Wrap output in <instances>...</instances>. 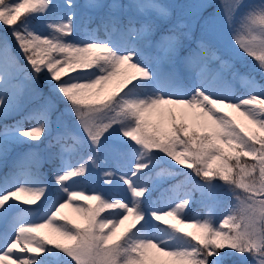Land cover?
Masks as SVG:
<instances>
[{
    "label": "snow or ice",
    "instance_id": "1",
    "mask_svg": "<svg viewBox=\"0 0 264 264\" xmlns=\"http://www.w3.org/2000/svg\"><path fill=\"white\" fill-rule=\"evenodd\" d=\"M64 3L0 0V264H264V0Z\"/></svg>",
    "mask_w": 264,
    "mask_h": 264
},
{
    "label": "trees",
    "instance_id": "2",
    "mask_svg": "<svg viewBox=\"0 0 264 264\" xmlns=\"http://www.w3.org/2000/svg\"><path fill=\"white\" fill-rule=\"evenodd\" d=\"M125 3L129 2V0H124ZM167 3L168 2H172L173 6H172V18L173 20H175L178 16H186L188 17L189 13H191L190 11V7H184V6H190V5H196L198 4L197 0H165ZM208 2L212 3L214 6V0H208ZM56 3V2H55ZM214 8V7H213ZM79 9H81L79 6L75 9L76 12H79ZM212 10V9H209ZM206 15V11H202L201 15ZM82 17H83V12H82ZM83 21L79 22L78 25V32L77 33H81V27L83 25L82 23ZM34 23H36L38 25V27L40 28L41 31H47L44 25V22L42 20H37L34 21ZM0 32L3 33L2 36H7V38L9 40H12V37L10 36V34L8 33L7 28L4 27H0ZM200 30H199V24H197V26L194 29V33H193V39H195V37L199 36ZM14 45V44H13ZM248 62L249 64H254L253 61H251L250 58H248ZM243 70V69H242ZM44 91L47 92V87L44 86ZM20 119V115L18 114H13L10 115L7 119H3L0 118V131L3 130V126L5 124H13L16 120ZM27 126V125H26ZM55 134V133H54ZM47 141H45L46 143ZM43 148V145L41 146ZM28 149V145L26 144H10L9 145V152L7 154L6 157H0V173L4 172L5 170H10L13 160L21 153L25 152ZM109 164L110 166H112L113 168H115V161H112L111 159L109 160ZM50 167V166H49ZM177 168L179 169V166H177ZM159 171V169L154 170V172ZM184 171H187L186 169H184ZM153 172V173H154ZM182 179V177H177L175 181ZM103 175L102 172L100 171H95L93 170L91 175L89 176L88 181L86 182V185L89 189H100V188H106L108 187L107 185H105L103 183ZM156 191L153 193V195H155ZM86 194H91L86 193ZM229 199H231V197H229ZM196 203H194L195 208L200 212V216L205 215L209 210L205 207H203L200 203H199V194H196ZM84 203V202H81Z\"/></svg>",
    "mask_w": 264,
    "mask_h": 264
},
{
    "label": "rangeland",
    "instance_id": "3",
    "mask_svg": "<svg viewBox=\"0 0 264 264\" xmlns=\"http://www.w3.org/2000/svg\"><path fill=\"white\" fill-rule=\"evenodd\" d=\"M85 1V0H84ZM210 1V0H209ZM113 2V0L110 2V3H112ZM117 2H120V0H117ZM157 2L158 3H160V4H162V5H166V6H169L170 4L168 3V4H166V3H164V1H161V0H157ZM203 2V0H198V4L199 3H202ZM212 10H214V11H219V7L218 6H216V7H214ZM190 11H191V13H189V15H188V17H190V18H193V19H195V18H197L198 16H200L201 15V12H202V10H198V9H196V8H194V7H190ZM95 24L93 25V26H91L90 27V29H94L95 28ZM104 32V31H103ZM98 36V35H97ZM104 38H105V36H103ZM238 87H242V85H237ZM45 170V174L46 175H50V169H44ZM153 176L155 177V174H153ZM173 184H175V180H173V179H169V180H167L165 183H163V185H162V188H168V187H170L171 185H173ZM158 193H157V199L160 197V195H161V192L160 191H157ZM64 212L67 214V215H69L70 217H73V218H75V216H76V214L72 211V209L71 208H67V209H65L64 210ZM189 215L190 216H197V215H199L198 214V212H196V211H192L191 213H189Z\"/></svg>",
    "mask_w": 264,
    "mask_h": 264
}]
</instances>
